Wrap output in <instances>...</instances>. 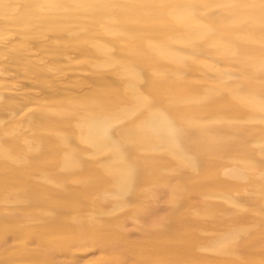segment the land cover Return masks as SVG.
<instances>
[{"label": "bare ground", "instance_id": "6f19581e", "mask_svg": "<svg viewBox=\"0 0 264 264\" xmlns=\"http://www.w3.org/2000/svg\"><path fill=\"white\" fill-rule=\"evenodd\" d=\"M258 122L264 0H0V264H264Z\"/></svg>", "mask_w": 264, "mask_h": 264}, {"label": "rangeland", "instance_id": "374dc122", "mask_svg": "<svg viewBox=\"0 0 264 264\" xmlns=\"http://www.w3.org/2000/svg\"><path fill=\"white\" fill-rule=\"evenodd\" d=\"M173 47L176 49V50H180V51H182V52H185V48L184 47H179V48H177L178 46H176V45H173ZM188 51V50H187ZM28 57V56H27ZM196 58V57H195ZM81 61H75V63L76 64H79ZM222 64H224L225 66H222V64H220L219 66H221V67H224V71L225 72H222V74H221V76H222V78H223V82L227 85V83L228 82H230L231 80H235V79H237L236 78V73H237V70L236 69H233L231 66H230V63L229 62H221ZM194 76H195V78L197 79V80H199L200 82H202V83H207L208 81H210V80H212V78H213V73L211 72V71H205V70H202V71H195V73L193 74ZM224 76V77H223ZM7 95L8 96H10V97H13V99H16L17 97H20L19 95H16V93L15 92H8L7 93ZM259 123V126L260 127H262L263 129H264V124H261V122H258ZM211 123H209L208 122V120H207V116H206V119L203 117V118H201V125H203L204 127H205V130L207 131V133L208 134H210L211 136H215V138L217 137V131L216 130H214L212 127H211V125H210ZM229 135H225L222 139V141L223 142H225V141H228V139H229ZM264 136L263 135H258V136H251L250 138H248L247 140L248 141H250V140H252V141H255V140H257V146L258 147H260L261 145H263V141H264V138H263ZM251 141V142H252ZM264 158V157H263ZM233 163L232 162H228L226 165H232ZM225 164H223V163H215V161H213V162H211V167H212V169H213V173H214V176L215 177H217V178H220L221 180H226V181H228L229 179H227V177H225L223 174H222V171H223V169L225 168V166H226ZM247 171V170H246ZM193 172V174L191 175V176H194V175H196V172L195 171H192ZM198 179V178H197ZM228 197L226 198L227 200L226 201H228V198H229V201H232V200H236V201H239V202H241V201H245L246 199H250L249 201H247V202H245L246 203V205L248 206V205H250L251 207H252V201H254V195H252V194H250V192H249V189H247L246 190V194H244V196L243 197H241V195H239V193H236V192H232V193H230V194H228L227 195ZM249 196H252V198H250ZM228 201V202H229ZM250 207V208H251ZM260 206H258V208H259ZM248 208V207H247ZM252 209H254V210H257V208H255V207H252ZM249 210V209H248ZM124 211H126V210H124ZM122 212V213H125V212ZM251 210H249V212H250ZM130 223V222H129ZM21 242L23 243V245H25L26 247H32L31 246V244H30V240H29V238L28 237H24L23 239H21ZM262 246H264V244L263 245H261L260 247H259V251H258V253H259V257H261V255H262V253H263V250H264V248L262 247ZM90 253H84V254H81L80 255V257H79V259H82V260H85V259H87V258H93V259H103L104 258V253H100V254H96L95 253V251L94 252H92V251H89ZM78 254V253H77Z\"/></svg>", "mask_w": 264, "mask_h": 264}]
</instances>
